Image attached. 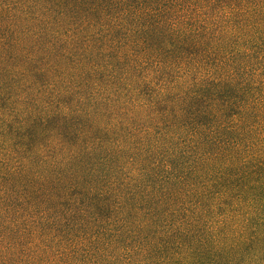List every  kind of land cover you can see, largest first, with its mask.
<instances>
[{
  "label": "trees",
  "instance_id": "trees-1",
  "mask_svg": "<svg viewBox=\"0 0 264 264\" xmlns=\"http://www.w3.org/2000/svg\"><path fill=\"white\" fill-rule=\"evenodd\" d=\"M0 264H264V0H0Z\"/></svg>",
  "mask_w": 264,
  "mask_h": 264
}]
</instances>
